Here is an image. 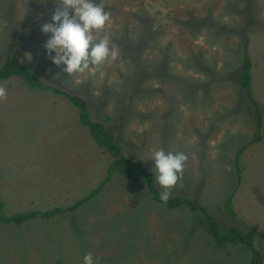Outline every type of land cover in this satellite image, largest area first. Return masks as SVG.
Masks as SVG:
<instances>
[{"label":"rangeland","instance_id":"rangeland-1","mask_svg":"<svg viewBox=\"0 0 264 264\" xmlns=\"http://www.w3.org/2000/svg\"><path fill=\"white\" fill-rule=\"evenodd\" d=\"M59 2L0 0V66L17 43L14 53L47 83L84 98L92 118L149 171L154 151L184 152L183 178L171 194L191 197L230 226L236 222L224 203L234 193L233 208L257 229L264 251V128L263 140L242 155L241 182L234 163L258 129L238 81L247 37L264 109V0H103L120 58L75 75L44 47L51 33L42 25L53 22ZM0 85L7 89L0 100L6 214L65 207L95 188L113 157L79 122L78 109L20 77ZM88 253L94 264H249L250 255L240 244L216 249L203 213L169 209L150 199L146 183L120 174L76 212L0 223V264H84Z\"/></svg>","mask_w":264,"mask_h":264},{"label":"trees","instance_id":"trees-1","mask_svg":"<svg viewBox=\"0 0 264 264\" xmlns=\"http://www.w3.org/2000/svg\"><path fill=\"white\" fill-rule=\"evenodd\" d=\"M19 43V41H18ZM17 43L13 44L7 53V56L0 66V80H6L11 77H20L26 84L44 92L63 95L74 107L78 109L79 122L88 127L92 137L97 144L109 153L113 160L107 168L105 177L93 188L88 194L82 196L74 203L68 206H56L48 209H32L22 211L13 215H8L4 211V205L0 204V223H15L22 225L30 220L44 219L50 220L56 216L66 213L76 212L85 203L97 198L107 184L113 179L115 174H120L132 182L143 181L146 183V189L151 200L164 204L169 209H178L188 207L192 211L203 213L204 223L213 236V243L216 249L226 248L229 244H240L249 251V264H264V251L257 246L259 233L257 229L246 224L233 208L234 193L225 200V208L236 223L230 226L222 225L219 220L202 205L195 202L191 197L171 194L168 202L165 204L160 199V193L163 191L156 179L155 173L149 171L135 156L126 154L127 146L117 140L114 133H111L104 123L92 118L88 102L78 94L68 92L56 85L47 83L32 68L26 64L19 55L14 53ZM250 39L244 40L243 64L238 72V81L249 94L250 100L255 105L256 116L258 120V129L254 137L248 142L241 145L234 157L235 169L238 181L243 180V167L241 163L242 155L245 150L263 140L264 128V109L262 103L257 99L254 91V60L250 54Z\"/></svg>","mask_w":264,"mask_h":264},{"label":"clouds","instance_id":"clouds-1","mask_svg":"<svg viewBox=\"0 0 264 264\" xmlns=\"http://www.w3.org/2000/svg\"><path fill=\"white\" fill-rule=\"evenodd\" d=\"M111 20L103 0H60L52 21L42 25L45 34L51 33L44 45L56 66H64L68 75L94 73L105 62L120 58L119 48L111 42L107 25ZM55 55L52 56V52ZM31 59V54H28ZM7 99V89L0 85V100ZM155 179L165 189L160 199L168 202L171 189L183 178L188 156L184 152H166L163 148L153 152ZM99 258L96 260L98 264ZM84 264H94L92 253L84 256Z\"/></svg>","mask_w":264,"mask_h":264}]
</instances>
